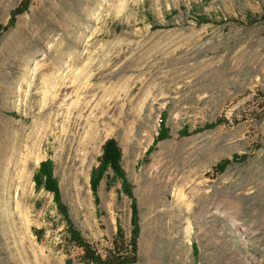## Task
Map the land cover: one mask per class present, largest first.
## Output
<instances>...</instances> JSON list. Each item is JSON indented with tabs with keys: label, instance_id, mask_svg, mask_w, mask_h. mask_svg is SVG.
Here are the masks:
<instances>
[{
	"label": "rangeland",
	"instance_id": "374dc122",
	"mask_svg": "<svg viewBox=\"0 0 264 264\" xmlns=\"http://www.w3.org/2000/svg\"><path fill=\"white\" fill-rule=\"evenodd\" d=\"M20 3L0 0L1 27ZM263 16L264 0H31L0 29V264H83L35 188L47 159L98 253L117 222L129 240L121 181L107 170L97 203L90 186L109 138L138 211L134 264H264ZM162 113L168 138L146 154Z\"/></svg>",
	"mask_w": 264,
	"mask_h": 264
},
{
	"label": "trees",
	"instance_id": "16d2710c",
	"mask_svg": "<svg viewBox=\"0 0 264 264\" xmlns=\"http://www.w3.org/2000/svg\"><path fill=\"white\" fill-rule=\"evenodd\" d=\"M31 0H21L20 5L11 11L8 23L6 26L0 29L7 30L13 26L15 17L23 13ZM250 15H248V20L250 23ZM197 24L207 23L208 19L205 15L199 14L197 18ZM264 19V16H263ZM155 28H159L156 26ZM165 113H162L158 122V130L152 145L148 148L146 154H149L155 147V145L168 138V131L165 127ZM214 124L207 125L205 127H211ZM203 129V128H202ZM202 129H197L195 132L201 131ZM205 129V128H204ZM182 135H187L186 130L181 132ZM101 154L98 157V165L91 170L90 173V186L92 194L95 197V202H98L97 188L99 182L103 178L104 173L107 170H111L114 177L121 181L122 192L128 196L131 200V216L130 223L132 225L130 238L128 241L125 240L123 230L119 223L116 225V234L112 241V247L106 250L105 255H101L97 250L81 235V233L73 226L66 206L61 202L60 193L57 185L56 179L53 177V167L50 160H45L40 162L37 172L33 176V182L36 190L44 189L47 192L53 194V200L56 204L58 212L62 215L65 223L66 230L68 232V237L70 242L77 248L82 250L81 261L83 264H134L136 263V253H137V238L139 234L138 226V211L136 207V202L133 199L130 185L125 177V173L121 166V150L114 138H109L104 141L101 145ZM239 156L234 155L232 160H223L216 166V171L223 172L227 165L236 161ZM244 157V156H243ZM195 245L192 244V248L195 249Z\"/></svg>",
	"mask_w": 264,
	"mask_h": 264
},
{
	"label": "bare ground",
	"instance_id": "6f19581e",
	"mask_svg": "<svg viewBox=\"0 0 264 264\" xmlns=\"http://www.w3.org/2000/svg\"><path fill=\"white\" fill-rule=\"evenodd\" d=\"M29 148H30V147H29ZM21 149H22V148H19V151H17V152L14 151L15 153H12V155H11V161H10V163H11L12 166H13V164H14V160H16L17 157H19L18 155L20 154ZM24 150H25V149H24ZM29 152H30V151H29ZM29 152H28V153H29ZM26 156H27V155H26ZM28 156H31V155H28ZM28 156H27V157H28ZM27 157H26V158H27ZM26 158H25V159H26ZM18 165H19V163L17 162V163L14 165V167H18ZM24 165H25V164H23V167H25ZM8 169H9V168H8ZM18 175H19V174H18ZM18 177H19V176H18ZM21 177H22V175H21ZM17 179H18V178H17ZM15 189H16V188H15ZM16 205H18V204H16ZM19 208H20V207H19ZM5 209H6V208H5ZM18 210H19V209H18Z\"/></svg>",
	"mask_w": 264,
	"mask_h": 264
}]
</instances>
